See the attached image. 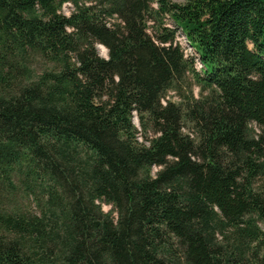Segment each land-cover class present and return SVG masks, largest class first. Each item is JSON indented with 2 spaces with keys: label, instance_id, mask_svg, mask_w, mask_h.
I'll use <instances>...</instances> for the list:
<instances>
[{
  "label": "trees",
  "instance_id": "1",
  "mask_svg": "<svg viewBox=\"0 0 264 264\" xmlns=\"http://www.w3.org/2000/svg\"><path fill=\"white\" fill-rule=\"evenodd\" d=\"M263 220L264 0H0V264H264Z\"/></svg>",
  "mask_w": 264,
  "mask_h": 264
},
{
  "label": "rangeland",
  "instance_id": "2",
  "mask_svg": "<svg viewBox=\"0 0 264 264\" xmlns=\"http://www.w3.org/2000/svg\"><path fill=\"white\" fill-rule=\"evenodd\" d=\"M176 1H184V0H176ZM71 9H72V5L69 2H65L62 6V10L66 13H68ZM167 22H170V21L168 20ZM178 39L183 45L186 54L190 55L194 53L192 47L186 41L184 34L180 31H178ZM101 46L102 45H100L99 43L97 44V49H98L99 54L102 56H107L108 54L107 48H102ZM195 65L197 68L200 67V61L198 59L195 60ZM191 89L193 90L195 94L198 93V86L192 80L189 79L188 81H186L184 84L181 85L180 90L169 89L166 93V96L163 98V100L166 98L178 100L180 98L179 95H181V93H189ZM133 121L137 125L138 129L141 130V126L139 124V120H138L136 113H134L133 115ZM253 126L256 131L261 130V128L257 124H254ZM148 135H152V131H149ZM140 138L143 139L142 136H140ZM157 168L158 166H153V171H155ZM14 202L18 206H21L24 210H31V211L38 212V207L32 201L22 196L21 193L16 194ZM101 205L104 211H107L112 207L110 203H106V202H102ZM113 214L116 215V211H114ZM259 225L262 227V229H264V220L259 221Z\"/></svg>",
  "mask_w": 264,
  "mask_h": 264
},
{
  "label": "bare ground",
  "instance_id": "3",
  "mask_svg": "<svg viewBox=\"0 0 264 264\" xmlns=\"http://www.w3.org/2000/svg\"><path fill=\"white\" fill-rule=\"evenodd\" d=\"M102 48H105V47H103V46H101Z\"/></svg>",
  "mask_w": 264,
  "mask_h": 264
}]
</instances>
